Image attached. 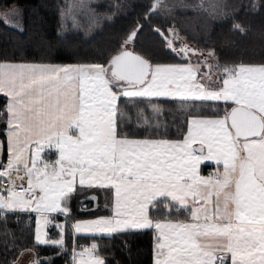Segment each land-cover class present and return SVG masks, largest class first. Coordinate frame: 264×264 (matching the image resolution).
I'll use <instances>...</instances> for the list:
<instances>
[{
	"label": "snow or ice",
	"instance_id": "6c2138e0",
	"mask_svg": "<svg viewBox=\"0 0 264 264\" xmlns=\"http://www.w3.org/2000/svg\"><path fill=\"white\" fill-rule=\"evenodd\" d=\"M158 3L153 0L150 11ZM18 14L6 12L0 23L10 25L8 17ZM173 51L187 56L190 50ZM201 67L152 64L127 50L106 64L0 63L9 153L0 171L8 177L0 186V210L37 213L36 241L62 245L63 238L42 239V229L51 213L71 215L67 205L78 183L109 190L112 215L77 221L76 233L154 228V264H225L229 257L230 264H264V64L225 65L217 80L205 73L207 83ZM121 97L223 101L226 107L220 115L201 103L198 113L213 114L189 115L182 140L134 139L122 131L131 117L120 109ZM52 150L57 158L45 159ZM204 161L223 170L202 176ZM13 170L24 173L17 179H26L27 187L15 183ZM161 200L168 215L176 208L186 218L154 220L150 211H161ZM96 248L74 252L76 264H105Z\"/></svg>",
	"mask_w": 264,
	"mask_h": 264
},
{
	"label": "trees",
	"instance_id": "16d2710c",
	"mask_svg": "<svg viewBox=\"0 0 264 264\" xmlns=\"http://www.w3.org/2000/svg\"><path fill=\"white\" fill-rule=\"evenodd\" d=\"M151 3L152 0H0V15L14 7L19 13L16 23H0V63L106 64L124 48L139 53L151 63H182L187 57L182 53L177 55L173 49L178 51L186 45L191 51L213 54L214 66L220 65V69L215 67L216 78L225 65L264 64V0H162L148 13ZM169 29L178 33V38ZM133 31L135 37L125 44ZM169 40L174 41L171 46ZM201 103L209 109L218 106L213 101L181 103L165 97H121L120 109L131 117L122 131L130 138L180 139L187 130L189 115L213 114L211 110L198 113ZM192 104L197 107L189 111ZM6 106L7 96L0 93L3 162L7 156ZM154 109H159V114ZM140 110L143 113L138 118ZM206 166L202 165L203 172ZM89 192L98 195L95 207L84 205L92 201L86 196ZM111 201L112 193L107 189L77 186L67 205L71 215L51 216L52 227L47 237L63 238L62 245L36 242L31 212L0 210V264H21L28 252L30 258L24 264H68L79 243L96 244L95 253L105 264H154V228L97 236L73 234L71 221L110 214ZM166 203L161 200L157 205L161 211H150V216L186 217L183 212L178 214L176 208L168 215ZM57 223L64 225L63 233L56 227Z\"/></svg>",
	"mask_w": 264,
	"mask_h": 264
},
{
	"label": "rangeland",
	"instance_id": "374dc122",
	"mask_svg": "<svg viewBox=\"0 0 264 264\" xmlns=\"http://www.w3.org/2000/svg\"><path fill=\"white\" fill-rule=\"evenodd\" d=\"M11 10H16L17 12H18V10L14 7V8H12ZM10 10H8V11H5L4 13H6V12H9ZM4 13H2L1 15H3ZM8 19L11 21V23H16L17 21H18V16L17 15H11V16H9L8 17ZM122 50H127V51H129L128 49H126V48H124V49H122ZM20 63V62H19ZM19 63H13V64H19ZM201 64L202 65V67H201V69H200V73H199V75L200 76H203L204 77V82L205 83H207V77L206 76H204V74L205 73H209L210 72V75H211V78H212V80H217L214 76H215V70H213V64L212 63H207V61L204 59V58H200V57H198L197 58V60L196 61H194V62H192L191 64L193 65V66H196L197 64ZM32 64H40V63H32ZM52 64H56V63H52ZM64 64H74V63H64ZM152 64H161V65H187V64H189V62H187V63H160V62H157V63H152ZM209 66H212L211 67V70H210V68H209ZM146 98H152V97H146ZM165 98H171V97H165ZM217 104H218V106H217V108L218 109H221V111L223 112V109L226 107V105H225V103L223 102V101H219V102H217ZM232 104H231V102H229L228 104H227V107H229V106H231ZM136 138H140V137H136ZM162 139H167V138H162ZM57 158V154L55 153V151L54 150H52L51 151V154L50 155H47V156H45V159H48V160H52V161H54L55 159ZM8 159H9V156L7 157L6 156V159H5V161L3 162L2 160H1V158H0V171H2L3 170V165H5V163L6 162H8ZM14 172H15V170H13ZM13 175V177H14V179H16V180H19V179H17V175H24V173L23 172H20L19 174H12ZM8 178V177H7ZM2 179H4V177H0V182H1V180ZM26 180V179H25ZM27 181V180H26ZM77 186H79V185H77ZM3 195H7V194H5V193H2ZM87 197H90L91 199H92V197H95V199H92V201L90 202V204H88V202H86V203H84V205H89V206H92V207H95L97 204H98V195H97V193H95V192H89L87 195H86ZM52 214V213H51ZM51 214H49V217H51L52 215ZM54 214V213H53ZM56 214H59V213H55V215ZM51 215V216H50ZM56 218H57V216H56ZM175 219V218H174ZM57 220V219H56ZM36 221H37V214H35V240H36ZM58 221V220H57ZM57 224H59V223H57ZM52 226L50 225V224H48V225H46V226H44L43 227V229H42V232H43V235H42V239H46V240H49V241H54V239H49L48 237H47V233L50 235V228H51ZM49 230V231H48ZM36 242H38V241H36ZM38 243H40V242H38ZM94 243H91V244H89V245H87V247H90L91 245H93ZM86 247V248H87ZM83 250V248H77L74 252H76V253H79L80 251H82ZM73 254V253H72ZM28 255H29V258H30V253L28 252V253H26V254H24L23 255V257H22V259H24V258H27L28 257ZM94 255H96V256H98L99 258H101L102 259V257L100 256V255H97L96 253H94ZM25 262V261H24ZM22 264V263H21ZM75 264H76V262H75Z\"/></svg>",
	"mask_w": 264,
	"mask_h": 264
},
{
	"label": "crops",
	"instance_id": "0c3cea01",
	"mask_svg": "<svg viewBox=\"0 0 264 264\" xmlns=\"http://www.w3.org/2000/svg\"><path fill=\"white\" fill-rule=\"evenodd\" d=\"M2 63H19V62H14V61H3ZM20 63H30V62H20ZM32 64V63H31ZM41 64V63H40ZM43 64H52V63H43ZM56 64H59V63H56ZM256 65H258V64H260V63H255ZM213 87H215V85H213ZM7 104H8V97H7ZM187 133V130H186V132H185V134ZM184 134V135H185ZM134 139H144V138H134ZM149 139H162V138H149ZM183 139V137L182 138H180V139H167V140H171V141H179V140H182ZM6 151H7V157L9 156V153H8V146H7V135H6ZM7 164V162L5 163V165ZM203 164H205V165H207L206 166V168H205V170H204V172L202 171V165ZM218 167H219V170L220 171H222L223 170V166H222V164L221 165H219V166H217L216 165V163L214 162V161H204V162H202V164H201V166H200V175H202V176H208L209 174H211V173H214L215 171H217V169H218ZM16 174V172H12V174ZM4 178H7V177H4ZM12 179L15 181V183H17V184H23V186H25V187H27V181L26 180H23V181H21V180H16V179H14V177H13V175H12ZM77 185H78V183H77ZM111 205H112V201H111ZM16 210H22V211H28V212H31L32 214H33V217H34V221H35V214H37V213H35V212H33V211H31V210H24V209H16ZM55 214V213H54ZM53 213L51 214V215H54ZM59 214H61V215H64V214H62V213H59ZM50 215V216H51ZM110 215H112V211H111V213L110 214H104V215H97V216H94V217H87V218H79V219H75V220H73V221H71L72 222V224H75L77 221H84V220H92V219H96V218H98V217H101V216H110ZM186 217H180V218H175V219H171V220H183V219H185ZM49 219L51 220V223H52V219H51V217H49ZM154 220L155 219H170V218H153ZM50 223V224H51ZM72 228V230H73V234L74 235H94V236H97V235H110V234H112V233H76L75 232V230H74V228L73 227H71ZM87 247V245L85 246V247H79V248H86ZM155 255V254H154ZM229 259H230V257H229ZM28 260H29V255H28V257L27 258H24V259H21L20 260V263H22V264H24V263H26V262H28ZM25 261V262H24ZM154 262V261H153ZM74 264H75V261H74Z\"/></svg>",
	"mask_w": 264,
	"mask_h": 264
},
{
	"label": "flooded vegetation",
	"instance_id": "af4514ba",
	"mask_svg": "<svg viewBox=\"0 0 264 264\" xmlns=\"http://www.w3.org/2000/svg\"><path fill=\"white\" fill-rule=\"evenodd\" d=\"M182 55H185L183 52H181ZM187 61L186 62H182V63H192L194 61L197 60L198 57L200 58H204L207 63H212L213 64V70H215V72L217 71V69L215 68L214 66V57H213V54H211L210 52H203V51H196V50H190L188 53H187ZM216 78V73H215V76ZM217 79V78H216Z\"/></svg>",
	"mask_w": 264,
	"mask_h": 264
},
{
	"label": "built area",
	"instance_id": "2783aa9c",
	"mask_svg": "<svg viewBox=\"0 0 264 264\" xmlns=\"http://www.w3.org/2000/svg\"><path fill=\"white\" fill-rule=\"evenodd\" d=\"M7 182H8V178H4V179H2L1 180V182H0V186H2L3 184H7ZM17 184V183H16ZM17 185H20V184H17ZM25 187V186H24ZM17 190H19V189H17ZM5 194H7L6 192H5ZM70 225H71V227H72V222H70ZM77 246H81V247H84L85 246V244H83V243H79ZM76 249V248H75ZM73 254H71L70 255V259H69V262H68V264H73L74 262H73ZM225 264H230V259L229 258H227L226 259V262H225Z\"/></svg>",
	"mask_w": 264,
	"mask_h": 264
},
{
	"label": "water",
	"instance_id": "95a60500",
	"mask_svg": "<svg viewBox=\"0 0 264 264\" xmlns=\"http://www.w3.org/2000/svg\"><path fill=\"white\" fill-rule=\"evenodd\" d=\"M161 1H162V0H159V3H160ZM152 3H153V0H152ZM152 3H151V5H152ZM159 3H158V4H159ZM150 9H151V7H150ZM150 9H149L148 13L151 12ZM152 11H153V10H152ZM128 50H129V49H128ZM129 52H132V53H134V54L140 55L139 53H137V52H135V51H130V50H129ZM140 56H141V55H140Z\"/></svg>",
	"mask_w": 264,
	"mask_h": 264
}]
</instances>
